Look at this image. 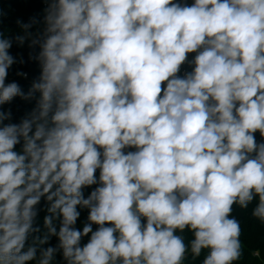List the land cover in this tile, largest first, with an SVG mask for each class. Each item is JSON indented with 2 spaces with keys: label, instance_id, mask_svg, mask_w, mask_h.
Returning a JSON list of instances; mask_svg holds the SVG:
<instances>
[{
  "label": "clouds",
  "instance_id": "1",
  "mask_svg": "<svg viewBox=\"0 0 264 264\" xmlns=\"http://www.w3.org/2000/svg\"><path fill=\"white\" fill-rule=\"evenodd\" d=\"M43 3L0 31V106L34 101L0 107V264H240L235 208L264 226V0Z\"/></svg>",
  "mask_w": 264,
  "mask_h": 264
},
{
  "label": "trees",
  "instance_id": "2",
  "mask_svg": "<svg viewBox=\"0 0 264 264\" xmlns=\"http://www.w3.org/2000/svg\"><path fill=\"white\" fill-rule=\"evenodd\" d=\"M191 0H189V3ZM44 3L43 0H0V31L5 36H14L22 34V30L17 25L16 21L20 20L27 23L32 17L42 19L43 17ZM35 28L33 29V31ZM30 49L13 43V47L10 49V53L19 59L23 57L25 63H16L9 70V75L6 82H17L24 92H27L31 82L39 75L38 64L28 60V53ZM192 55V54H190ZM187 67V66H185ZM190 70V69H189ZM18 71L26 72L27 78L17 76ZM34 106V101H24L20 97L14 98L10 104L0 106L3 110L7 111L11 109L12 120L5 121V123H18L19 120L31 110ZM257 139L259 134L257 133ZM87 194V192H86ZM44 213L40 215V222L42 223ZM234 215L241 221L243 228L242 241L244 244V255L240 264H259V262L251 255L253 251L259 249L264 256V226L259 221L251 217V206L248 210H241L235 208ZM86 217V212L82 213L81 221ZM78 226L80 222H78ZM55 243V240H53ZM59 259V258H58Z\"/></svg>",
  "mask_w": 264,
  "mask_h": 264
},
{
  "label": "rangeland",
  "instance_id": "3",
  "mask_svg": "<svg viewBox=\"0 0 264 264\" xmlns=\"http://www.w3.org/2000/svg\"><path fill=\"white\" fill-rule=\"evenodd\" d=\"M23 48H25V47H27V42L25 43V45L24 46H22Z\"/></svg>",
  "mask_w": 264,
  "mask_h": 264
},
{
  "label": "built area",
  "instance_id": "4",
  "mask_svg": "<svg viewBox=\"0 0 264 264\" xmlns=\"http://www.w3.org/2000/svg\"><path fill=\"white\" fill-rule=\"evenodd\" d=\"M44 7H46V5L44 4Z\"/></svg>",
  "mask_w": 264,
  "mask_h": 264
}]
</instances>
